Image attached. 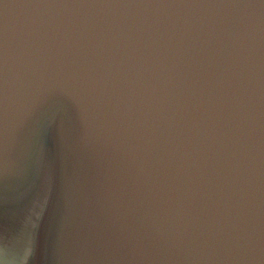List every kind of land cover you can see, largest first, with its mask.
Listing matches in <instances>:
<instances>
[{
  "label": "water",
  "instance_id": "water-1",
  "mask_svg": "<svg viewBox=\"0 0 264 264\" xmlns=\"http://www.w3.org/2000/svg\"><path fill=\"white\" fill-rule=\"evenodd\" d=\"M0 264H264V0H0Z\"/></svg>",
  "mask_w": 264,
  "mask_h": 264
}]
</instances>
